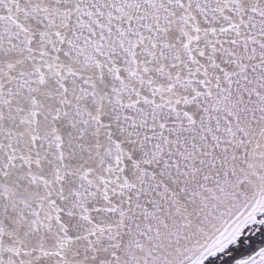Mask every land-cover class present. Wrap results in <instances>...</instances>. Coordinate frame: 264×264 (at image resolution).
Masks as SVG:
<instances>
[{"label":"snow or ice","instance_id":"snow-or-ice-1","mask_svg":"<svg viewBox=\"0 0 264 264\" xmlns=\"http://www.w3.org/2000/svg\"><path fill=\"white\" fill-rule=\"evenodd\" d=\"M0 264H264V0H0Z\"/></svg>","mask_w":264,"mask_h":264}]
</instances>
